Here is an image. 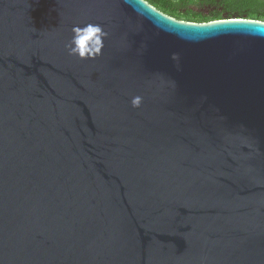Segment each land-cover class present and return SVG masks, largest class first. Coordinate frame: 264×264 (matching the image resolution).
Here are the masks:
<instances>
[{"label":"water","instance_id":"obj_1","mask_svg":"<svg viewBox=\"0 0 264 264\" xmlns=\"http://www.w3.org/2000/svg\"><path fill=\"white\" fill-rule=\"evenodd\" d=\"M0 264H264V22L0 0Z\"/></svg>","mask_w":264,"mask_h":264},{"label":"trees","instance_id":"obj_2","mask_svg":"<svg viewBox=\"0 0 264 264\" xmlns=\"http://www.w3.org/2000/svg\"><path fill=\"white\" fill-rule=\"evenodd\" d=\"M146 1L163 14L189 23L205 24L234 18L264 22V0H207V14L188 9V3L185 0Z\"/></svg>","mask_w":264,"mask_h":264},{"label":"clouds","instance_id":"obj_3","mask_svg":"<svg viewBox=\"0 0 264 264\" xmlns=\"http://www.w3.org/2000/svg\"><path fill=\"white\" fill-rule=\"evenodd\" d=\"M72 33L71 39L65 45L69 55L79 59H94L102 54L107 33L99 24L88 23L83 26H74ZM142 101L141 96H134L131 105L133 108H138Z\"/></svg>","mask_w":264,"mask_h":264},{"label":"flooded vegetation","instance_id":"obj_4","mask_svg":"<svg viewBox=\"0 0 264 264\" xmlns=\"http://www.w3.org/2000/svg\"><path fill=\"white\" fill-rule=\"evenodd\" d=\"M144 1H146V0H144ZM170 1H177V0H170ZM185 1H187V3H188V9L193 10L195 12H199L201 14H207L208 13V3H207V0H185Z\"/></svg>","mask_w":264,"mask_h":264}]
</instances>
